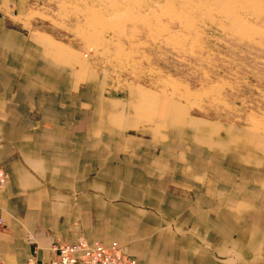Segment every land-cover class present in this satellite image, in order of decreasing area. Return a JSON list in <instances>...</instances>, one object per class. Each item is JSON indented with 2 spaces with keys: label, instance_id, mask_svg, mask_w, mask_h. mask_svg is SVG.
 <instances>
[{
  "label": "crops",
  "instance_id": "obj_1",
  "mask_svg": "<svg viewBox=\"0 0 264 264\" xmlns=\"http://www.w3.org/2000/svg\"><path fill=\"white\" fill-rule=\"evenodd\" d=\"M25 11L0 0V264L51 260L58 239L118 241L137 264H264V135L125 96Z\"/></svg>",
  "mask_w": 264,
  "mask_h": 264
},
{
  "label": "rangeland",
  "instance_id": "obj_2",
  "mask_svg": "<svg viewBox=\"0 0 264 264\" xmlns=\"http://www.w3.org/2000/svg\"><path fill=\"white\" fill-rule=\"evenodd\" d=\"M16 20L125 96L264 135V0H26Z\"/></svg>",
  "mask_w": 264,
  "mask_h": 264
},
{
  "label": "built area",
  "instance_id": "obj_3",
  "mask_svg": "<svg viewBox=\"0 0 264 264\" xmlns=\"http://www.w3.org/2000/svg\"><path fill=\"white\" fill-rule=\"evenodd\" d=\"M7 182L8 174L5 169L0 168V191ZM3 225L4 220L0 216V227ZM28 237L29 240H34L32 235ZM36 250L37 246L27 264H137V260L130 254L128 246L120 244L118 241L106 245L101 241L89 244L85 240L71 243L58 239L51 246L54 255L51 260L39 259Z\"/></svg>",
  "mask_w": 264,
  "mask_h": 264
}]
</instances>
